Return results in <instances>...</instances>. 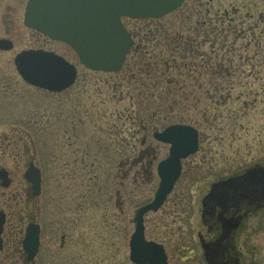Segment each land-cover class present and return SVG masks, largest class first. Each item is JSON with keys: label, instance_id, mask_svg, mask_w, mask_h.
Returning <instances> with one entry per match:
<instances>
[{"label": "rangeland", "instance_id": "obj_1", "mask_svg": "<svg viewBox=\"0 0 264 264\" xmlns=\"http://www.w3.org/2000/svg\"><path fill=\"white\" fill-rule=\"evenodd\" d=\"M200 2L201 10L208 8L211 13H216L215 38H199L202 41L199 52L208 56L211 63L213 59L216 61L212 77L214 95H209V87L203 82L198 88H188L190 94L184 96L183 92L176 90L142 89L141 83H137V80L146 81L149 74L161 77L163 66L170 68L173 62L174 52L159 37V30L147 31L144 24L122 18L128 28L137 25V30H130L136 44L127 54L122 71L95 72L82 65L78 55L67 45L55 43L23 24L28 0H0V36L7 30L16 41V47L11 53H4V57L12 63L15 54L30 48L32 40L37 39L41 50L59 54L78 72L75 83L67 89L49 95L36 93L38 103L25 113L31 118L40 117L46 125L42 133L48 147L39 155L44 197L54 201L53 206H47L49 211L45 215H50L46 216V222L54 225L51 229L55 233V242L45 244L41 255L45 264L47 261L48 264H67V246L60 249L61 236L58 233V225L67 226V197L109 198L117 184L123 181L127 188L128 179L117 171V160L127 157L132 141L136 150L142 149L143 135H149L151 141L155 131L161 132L170 125L195 128L201 136L200 151L186 164L197 167L200 176L236 177L248 168L264 166V0ZM186 19L174 15L163 22L164 26L171 27ZM193 32L191 26H186L184 36L193 38ZM150 37L153 41L149 44ZM133 62L138 66H133ZM11 71L17 75L13 65ZM180 71V67L175 70L172 66L165 78L170 84L177 83V75L184 78L188 75L187 71ZM11 101L1 103L0 114L15 116L26 104L17 98ZM26 131L31 135L33 130L29 126ZM54 142L67 144V147L59 150L52 147ZM163 147L161 145L159 149L162 151ZM27 154L30 157V153ZM165 155L162 153L158 161ZM0 159L9 167L18 160L1 152ZM22 175L24 172L12 174V177L15 181L24 180ZM153 181L158 183L155 174ZM69 184L75 186L71 194H68ZM155 189L156 185L153 189L136 190L134 207L149 201ZM145 198L149 199L144 201ZM191 208L197 206L193 203ZM246 249L248 264H264V211L248 221ZM82 254L77 261L79 264H99L102 258L103 264L107 260L113 264H128V253L123 250L116 258L106 252L98 254L94 249Z\"/></svg>", "mask_w": 264, "mask_h": 264}, {"label": "flooded vegetation", "instance_id": "obj_2", "mask_svg": "<svg viewBox=\"0 0 264 264\" xmlns=\"http://www.w3.org/2000/svg\"><path fill=\"white\" fill-rule=\"evenodd\" d=\"M200 3V0H184L177 10L161 19L133 20L138 21L140 25L144 24L147 31L152 28L159 30V37H162L163 42L170 45L171 51L174 52L170 68L164 65L162 72L160 71L161 77L156 78L149 74L146 81L137 80L142 89L155 91L162 88L167 92L176 90L183 92L185 96L190 94L188 88H198V85L205 82L209 87V95H214L212 77L216 71V61L213 59L211 63L208 56L199 52L202 42L199 38H215L216 13H211L208 8L201 10ZM174 15L185 16L187 19L171 27L164 26L163 21ZM186 26L192 27L195 34L192 35L193 38L184 36ZM126 28L133 39V48L136 43L130 30H137V25ZM4 33L0 36V105L3 101L12 102L14 98L25 101L26 104L15 116L0 114V142L9 144L6 147L0 143V152L4 153V156L18 158L11 167L0 159V171L9 176L8 182L0 180V264H45L41 261L45 244L55 242V233L51 229L54 225L46 222V216L50 215H45V212L49 211L47 206H53L54 201L44 197L43 167L39 155L48 147V143L42 133L45 125L43 120L41 121L40 117H28L25 113L38 103L39 95L36 93L49 95L53 92L33 86L18 75L14 65L16 54L12 63L3 56L4 53H11L16 47V41L7 30H4ZM151 41L153 40L148 43ZM31 44L30 48L22 49L21 52L41 50L37 39L32 40ZM213 47L214 45L212 49ZM213 54H209V57L214 58ZM11 65L17 75L12 73ZM132 65L138 66L136 62ZM172 66L175 70L180 67V72L187 71L186 78L177 75L178 82L170 84L165 77L167 72L172 70ZM29 126L33 130L31 135L26 131ZM156 133L155 131L154 134ZM154 134L151 141L149 135H143L142 149L136 150L132 141L127 157L124 156L126 159L123 157L117 160V171H121L123 178L128 179L127 188L123 181L117 184L109 198L67 197V226L62 223L58 225V233L61 236L60 249L67 246V264H79L77 261L88 249H94L98 254L110 253L112 258H116L120 251H126L128 264H248L247 224L264 211V195H255L245 185H240L242 181L240 184L235 182L232 186L230 183L224 184L233 178L232 176H221L219 179L207 175L200 176L197 167L187 166L186 163L200 151L199 132L197 151L182 159L180 176L166 200L157 210L141 213L156 197L161 184L159 164L168 159L172 147L171 144L156 139ZM133 137L135 141V135ZM161 145L164 146L162 151L159 149ZM64 146L67 147V144L59 145L54 142L52 145L59 150ZM162 153L166 155L158 161L157 158ZM35 171H39L41 175L38 190L29 180V175ZM23 172L24 180L15 181L12 177V174L19 175ZM154 174L158 183L153 181ZM240 176L241 174L236 177ZM210 178V181H201ZM155 185L153 197L145 198L144 201H149L135 208L136 190L146 187L153 189ZM74 187V184H69L68 194L72 193ZM193 203L197 206L196 209L191 208ZM35 236L38 237L39 244L37 252L31 256L28 251H31ZM87 236L95 241L90 242ZM28 239L31 240L30 243H27ZM148 260L151 262L147 263ZM102 262L103 258L98 263L103 264ZM106 264L113 263L107 260Z\"/></svg>", "mask_w": 264, "mask_h": 264}, {"label": "water", "instance_id": "obj_3", "mask_svg": "<svg viewBox=\"0 0 264 264\" xmlns=\"http://www.w3.org/2000/svg\"><path fill=\"white\" fill-rule=\"evenodd\" d=\"M183 1L29 0L24 24L52 40L66 43L77 53L79 62L86 68L98 72H118L134 44L122 18L160 19L178 9ZM14 65L26 82L52 92L69 88L77 76V70L71 63L55 53L42 50L17 54ZM197 136L198 131L187 125H173L155 134L156 139L172 147L169 158L158 168L161 184L156 197L141 213L157 210L166 200L180 176L182 159L197 151ZM0 180L8 182V174L0 171ZM29 180L34 183L36 190L40 188L39 171L29 175ZM235 182L245 185L255 195H264V166L256 165L224 184L230 183L232 186ZM30 241L28 239L27 243ZM38 244V237L35 236L31 251H28L31 256L37 252Z\"/></svg>", "mask_w": 264, "mask_h": 264}]
</instances>
